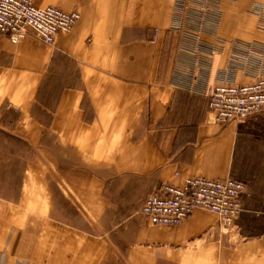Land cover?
<instances>
[{"label":"crops","instance_id":"1","mask_svg":"<svg viewBox=\"0 0 264 264\" xmlns=\"http://www.w3.org/2000/svg\"><path fill=\"white\" fill-rule=\"evenodd\" d=\"M177 1L210 9L206 51L186 17L173 29ZM31 2L80 20L52 47L0 37V264H264V111L219 125L209 109L234 54L239 83L264 75L246 55L264 0ZM191 176L244 184L231 228L202 210L144 219L161 184Z\"/></svg>","mask_w":264,"mask_h":264},{"label":"built area","instance_id":"2","mask_svg":"<svg viewBox=\"0 0 264 264\" xmlns=\"http://www.w3.org/2000/svg\"><path fill=\"white\" fill-rule=\"evenodd\" d=\"M209 11L205 3L198 10L183 1L175 4L173 29L180 30L183 17H186V25L195 31L193 47L197 51H206L199 35L204 30L200 27L203 15ZM251 12L259 18V29L264 30L262 6L253 5ZM79 20L80 15L76 11L68 13L51 6L37 8L31 0H0V37H6L14 44L31 34L52 47L56 37L60 33L71 32ZM257 45L246 55L252 60L257 56L264 64V45ZM217 51L208 53L213 55ZM237 58H240L238 54H234L231 64L220 70L218 83L209 95V109L219 125L264 111V75L256 74L252 82L239 83L237 76L241 69L237 67L240 65ZM244 190V184L231 178L191 176L185 178L181 185L161 184L143 203L141 215L152 226L176 227L202 210L216 215L220 226L228 230L242 211L239 199Z\"/></svg>","mask_w":264,"mask_h":264},{"label":"rangeland","instance_id":"3","mask_svg":"<svg viewBox=\"0 0 264 264\" xmlns=\"http://www.w3.org/2000/svg\"><path fill=\"white\" fill-rule=\"evenodd\" d=\"M261 6H262V10L264 11V5H261ZM11 149H12L13 155H15V156H20V155H23V154H26V155L28 154V156H33V153L31 151H28L27 153H24L25 151L23 150V148L19 147L14 142H13V145L11 146ZM7 150H8V145L6 146V153H7ZM21 150L23 151V153H22ZM1 151H2V149H1ZM14 168H15L14 165L10 166V171L13 172Z\"/></svg>","mask_w":264,"mask_h":264}]
</instances>
